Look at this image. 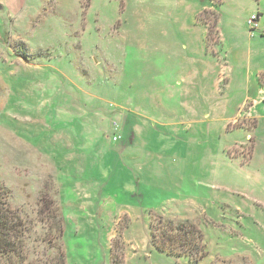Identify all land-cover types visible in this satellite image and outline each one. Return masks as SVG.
Returning <instances> with one entry per match:
<instances>
[{"label": "rangeland", "instance_id": "obj_1", "mask_svg": "<svg viewBox=\"0 0 264 264\" xmlns=\"http://www.w3.org/2000/svg\"><path fill=\"white\" fill-rule=\"evenodd\" d=\"M12 1L11 207L49 227L60 204L68 264H191L152 246L160 217L198 227L201 264H264V35L248 26L254 14L264 26V0Z\"/></svg>", "mask_w": 264, "mask_h": 264}, {"label": "trees", "instance_id": "obj_2", "mask_svg": "<svg viewBox=\"0 0 264 264\" xmlns=\"http://www.w3.org/2000/svg\"><path fill=\"white\" fill-rule=\"evenodd\" d=\"M256 16L260 21L259 28H253L248 20L252 38L258 31L263 33L262 36L264 35L260 16ZM2 188L4 187L0 184V264H68L66 218L60 204L52 205L57 222L49 225L51 232L56 230V235L51 237L47 231L49 228L47 223L41 219L35 221L20 208L11 207L7 201L8 193ZM38 223L44 228L42 233L36 235L34 226ZM158 224L151 225L152 246L156 251L175 261L189 258L191 264H201L206 259L208 254L204 245V236L195 224L175 220L164 221L161 217ZM34 235V246H31ZM37 247L43 249L40 254ZM112 264H114L113 259Z\"/></svg>", "mask_w": 264, "mask_h": 264}, {"label": "built area", "instance_id": "obj_3", "mask_svg": "<svg viewBox=\"0 0 264 264\" xmlns=\"http://www.w3.org/2000/svg\"><path fill=\"white\" fill-rule=\"evenodd\" d=\"M249 23L250 25L254 28H259L260 26V21L258 19V17L256 15L252 16L250 19H249ZM114 141L116 142V140H118V137H114L113 138Z\"/></svg>", "mask_w": 264, "mask_h": 264}, {"label": "crops", "instance_id": "obj_4", "mask_svg": "<svg viewBox=\"0 0 264 264\" xmlns=\"http://www.w3.org/2000/svg\"><path fill=\"white\" fill-rule=\"evenodd\" d=\"M0 3L2 4L0 5V8H1L0 11H1V10H5V8H7L11 3H13V1L12 0H0Z\"/></svg>", "mask_w": 264, "mask_h": 264}, {"label": "water", "instance_id": "obj_5", "mask_svg": "<svg viewBox=\"0 0 264 264\" xmlns=\"http://www.w3.org/2000/svg\"><path fill=\"white\" fill-rule=\"evenodd\" d=\"M1 9V8H0Z\"/></svg>", "mask_w": 264, "mask_h": 264}]
</instances>
